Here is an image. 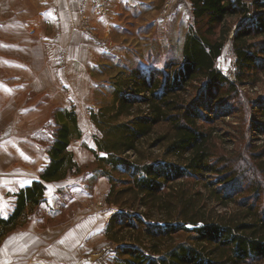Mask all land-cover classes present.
<instances>
[{
    "label": "trees",
    "instance_id": "trees-1",
    "mask_svg": "<svg viewBox=\"0 0 264 264\" xmlns=\"http://www.w3.org/2000/svg\"><path fill=\"white\" fill-rule=\"evenodd\" d=\"M189 2L193 22L184 36L182 65L172 69L164 82L138 77L135 82L141 87L135 92L143 91L140 96H129L118 87L111 104L91 113L97 128L96 147L91 151L97 169L111 184L109 196H114L117 203L121 192H129L130 199L144 208L115 212L105 227L107 240L116 245L112 247L114 264L264 261V144L258 147L254 140L245 138L231 153L225 148L226 140L238 135L206 127L224 120L238 106L232 101L239 93L237 83L215 64L234 22L242 19L232 36L238 69L247 70L248 76L264 70V0ZM258 102L262 105L255 111L256 122L251 125L246 118L243 123L249 122L261 134L264 100ZM143 103L147 110H133ZM54 112L55 131L47 148L49 161L37 179L17 192L13 212L0 218V238L18 226L26 210L42 205L47 183L80 172L69 149L71 141L82 136L77 113L73 108ZM162 123L168 126V132L145 146L154 128ZM244 127V136L250 137L249 127ZM164 143L162 159H148L143 152L146 147ZM115 171L127 177L120 179L125 184L123 189L115 188ZM189 178L198 180L207 194L194 189L191 193L186 185ZM179 180L183 183L177 187ZM204 197L222 206L232 203L236 211L226 220H209L198 208L197 201ZM154 210L168 211L169 216L156 221Z\"/></svg>",
    "mask_w": 264,
    "mask_h": 264
},
{
    "label": "rangeland",
    "instance_id": "rangeland-1",
    "mask_svg": "<svg viewBox=\"0 0 264 264\" xmlns=\"http://www.w3.org/2000/svg\"><path fill=\"white\" fill-rule=\"evenodd\" d=\"M173 1L175 0H172L171 3ZM169 8L163 12L160 11L162 14L159 16L156 12L154 16L120 17L117 21L119 24L122 23L120 29H117L112 35L114 45L117 46L107 45L105 38L100 33L92 31V46L88 49L81 48L79 50L83 65L80 66L82 80L77 83V86H84L83 91H78L70 84V82H75L70 80V67L67 63L70 49L53 48L52 46L51 48L50 42L47 40H41L43 45L33 48L35 64H32V67H34V75L36 76L35 88L27 93L24 105H17L15 100L11 110L6 108V110L0 112V218H5L13 212L16 194L22 184L37 179L41 170L49 161L47 148L55 131L54 111L60 107V104L52 102V105L48 107L49 111L44 113H37L35 109L40 104L42 105V102L45 101L46 103L50 99L51 101L55 99L53 93L57 89L61 91L65 89L68 93L67 96L76 102L80 101V98H85L86 94L87 97L90 94L89 104L84 106V101H82V109L75 110L77 117L79 115L83 119L84 127H86L85 131L82 132V136L75 139L78 141L83 137V133L85 134L84 140H80L81 143L77 146L76 151L81 162L79 164L80 174L84 173L86 191L83 194H80L81 192L76 193L78 200L76 199L74 202L70 201V196H73V194L66 192L61 193L58 200L55 199L54 201L50 196L49 201L46 199L47 202H43L42 205L26 210L25 216L18 220V226L7 230L2 235L0 247L4 240L14 236V233L20 231L30 232L27 230L28 224L34 222L37 230L44 236L47 235L54 245V248L51 247L47 252L51 258L57 261L61 257L62 260L63 254H67L69 259L70 252H74L71 248L74 238L68 236V234L72 233V236L76 232L84 234L86 230L90 231V228L96 222L95 226L99 223L98 231L100 235L97 236L99 238L91 237L90 234L87 236L82 235V238L79 237V243H98L99 248L91 253H89L90 250L81 253V256L84 255L82 262L83 264H114L116 254L113 252L112 247L116 245L107 240L104 234L105 227L115 212H125L126 210L139 212L144 208L140 207L132 198L130 199L129 192H121L122 194L117 203L114 202V196H109L111 184L108 177L102 175L101 170L97 169L96 160L91 151L96 147L94 138L97 134V128L91 120V113L98 111L102 106L111 104L118 87L129 96H134L136 95L135 91L141 87L135 82L138 77H143L148 81L160 79L164 82L172 69L182 65L184 36L193 22L191 7L181 6L171 14H169ZM123 18L127 19L123 20ZM241 20H238V22L233 21L234 24L229 32V39L225 42L222 53L215 62L218 69L227 75L231 81L237 83L239 93L232 101H237L238 106L232 108V113L227 114L224 120L212 122L209 124L210 126L206 125V127H214L216 132H231L238 135L226 140L225 148L231 153L237 151L245 138L249 141L254 140L258 147L264 144V133L259 134L254 131L249 122H247V125L243 123L246 118L247 121H251V125L256 122L257 112L255 111L261 108L259 106L262 105L258 102V99L264 100V70H259L254 76H248L247 70L243 69L240 72L238 69L232 48V36ZM253 24L256 26V23ZM90 52L92 61L86 64L85 61L88 56L90 57ZM12 53H14V48H7L3 49L2 54L11 55ZM1 66L13 67L14 64H2ZM61 80L63 81L60 82ZM49 89L50 95L42 96V93ZM142 94L143 91L136 96ZM82 95L84 96L81 97ZM33 107V111H28L29 108ZM133 110L135 112L145 111L147 110V104H136ZM10 117L14 119L13 124L7 125L10 122ZM123 119L126 120L127 118ZM242 123L243 126L240 127ZM244 126L249 127L248 134L250 137L244 136ZM166 132H168V126L164 123L158 124L144 145L148 146L153 139ZM165 145L166 143L150 148L146 147L143 152H145L148 159H162L164 158ZM166 158L174 159L170 156ZM112 175L115 178V188L123 189L125 184L120 179H126V175L122 171L112 172ZM100 180L102 181L100 182ZM187 181L186 185L191 188V193H193V189L205 193L204 187L201 186L198 180L189 178ZM179 182L175 183L177 187L183 183L180 180ZM197 202L200 214L209 220H226L236 211L232 203L228 206H222L220 203L210 200L209 197H204L203 201ZM76 215H79L80 218L76 221L77 224L68 223L67 220L76 218ZM153 215L157 221L168 217L169 212L154 210ZM81 219L85 220L81 221ZM72 227L73 229H71ZM58 236L60 240L54 243L53 241ZM186 236L184 235V237ZM104 247L109 248L111 253L101 262L97 260V255ZM254 264H264V261H258Z\"/></svg>",
    "mask_w": 264,
    "mask_h": 264
},
{
    "label": "crops",
    "instance_id": "crops-1",
    "mask_svg": "<svg viewBox=\"0 0 264 264\" xmlns=\"http://www.w3.org/2000/svg\"><path fill=\"white\" fill-rule=\"evenodd\" d=\"M82 1L0 0V112L6 108L11 110L15 100L17 105H24L27 93L35 88L36 76L34 75V67H32V64H35L33 48L42 46L41 40L49 41L50 47L53 48L70 49L67 63L70 67V80L75 81L70 82V84L78 91H83L84 86H77V83L82 80L80 66L83 65L79 50L81 48L88 49L92 46V31L100 33L105 38L107 45L117 46L114 45L112 35L117 29H120L122 23L117 22L120 17L154 16L156 12L159 16L162 14L160 11L163 12L169 7V14L177 11L181 6L190 7L189 0H175L173 3H171L172 0H85L86 5L84 7ZM125 19L127 18H123V20ZM7 48H14V53L11 55L2 54L3 49ZM89 55L90 57L88 56L85 61L86 64L92 61L91 52ZM2 64H14V66L4 67L1 66ZM50 93V89L46 90L42 96H49ZM67 94L65 89L63 91L57 89L53 93L55 99L52 101L50 99L46 103L45 101L42 102V105L37 106L35 110L37 113L49 111L48 107L54 102L60 104L58 109L73 108L78 111L82 109V101L86 106L91 100L90 94L88 97L86 94L85 98H80V101L77 102L70 99ZM33 110L34 107L29 108L28 111ZM9 119L10 122L7 125L13 124V117ZM78 122L81 131L84 132L86 127H84V121L79 115ZM84 136L83 133V137L78 140L79 142L73 139L69 147L78 164L81 162L76 150L77 146L84 140ZM33 180L22 184L21 187L29 185ZM85 191L84 173L80 174L79 172L77 175H70L65 179L47 183L44 199L49 201L51 196L52 200L55 201V199L58 200L61 193L69 192L73 194L70 196V201L74 202L76 199L78 200L76 193L81 192L80 194H83ZM78 216L67 220L68 223L77 224L76 221L80 219ZM83 220L85 219H81V221ZM98 224L95 228H93L94 226L90 228V231L97 233L86 230L84 234L76 232L73 234L74 237L71 235L72 233L68 234L74 238L73 244H71L74 252H70L69 259L67 254H63V259L61 260L59 257L56 261L47 253L51 247L54 248L52 241L47 235L44 236L37 230L34 222H30L27 227L30 232H16L11 238L8 237L4 240L0 247V264H83L84 255L81 256L80 254L87 252V250H90L89 253L97 250L99 244L79 243V237L82 238V235L87 236L88 234L91 237L100 235ZM61 235L59 236L62 237ZM59 236L53 241L54 243L60 240Z\"/></svg>",
    "mask_w": 264,
    "mask_h": 264
},
{
    "label": "built area",
    "instance_id": "built-area-1",
    "mask_svg": "<svg viewBox=\"0 0 264 264\" xmlns=\"http://www.w3.org/2000/svg\"><path fill=\"white\" fill-rule=\"evenodd\" d=\"M85 5H86V1L83 0V1H82V6L84 7ZM109 253H111V251L109 250V248H106V247L102 248V249L98 252L97 260H99V261L102 262V261L106 258V256H107Z\"/></svg>",
    "mask_w": 264,
    "mask_h": 264
}]
</instances>
